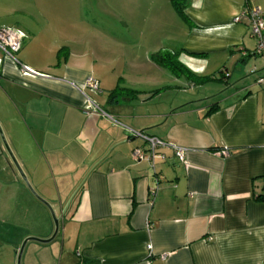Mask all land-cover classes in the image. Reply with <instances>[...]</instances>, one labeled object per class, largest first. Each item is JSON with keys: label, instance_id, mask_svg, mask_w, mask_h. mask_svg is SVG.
<instances>
[{"label": "crops", "instance_id": "obj_1", "mask_svg": "<svg viewBox=\"0 0 264 264\" xmlns=\"http://www.w3.org/2000/svg\"><path fill=\"white\" fill-rule=\"evenodd\" d=\"M169 2L166 50L189 74L145 51L143 62H128L145 84L139 99H109L124 81L100 72L89 48L65 46L58 62L30 66L19 58L22 29L17 62L0 66L5 141L56 215L68 204L48 249H61L65 264H264V85L256 81L264 57L252 56L245 20L233 21L243 7L264 10V0H182V15ZM87 77L97 91L72 85ZM85 97L107 115L85 113ZM130 130L185 147V162L171 146L135 159L149 145ZM12 164L0 141V264H15L24 238L53 230ZM39 244L47 243H26L22 264H39Z\"/></svg>", "mask_w": 264, "mask_h": 264}, {"label": "rangeland", "instance_id": "obj_2", "mask_svg": "<svg viewBox=\"0 0 264 264\" xmlns=\"http://www.w3.org/2000/svg\"><path fill=\"white\" fill-rule=\"evenodd\" d=\"M171 10L169 0H0V26L25 31L27 39L19 58H30V66L36 69L58 62L65 46L89 48L100 72L120 75L124 82L119 81L118 86L132 85L139 91V99L145 84L134 82L140 79L133 77L137 74L128 62H143L145 51L149 57L170 51L166 49L171 44ZM183 79L181 76L180 83ZM49 244L53 243L39 244L31 259L39 264H65L61 249L48 250Z\"/></svg>", "mask_w": 264, "mask_h": 264}, {"label": "built area", "instance_id": "obj_3", "mask_svg": "<svg viewBox=\"0 0 264 264\" xmlns=\"http://www.w3.org/2000/svg\"><path fill=\"white\" fill-rule=\"evenodd\" d=\"M244 20L248 24L250 32L256 39L255 48L251 52L252 56L264 57V13H262L261 8L256 5L243 7L241 12H239V14L235 16L233 21L241 22ZM25 37V33L20 29L12 26H0V66H2V62L5 59L17 62L15 53L20 51L23 44L22 40H24ZM256 81L259 84L264 85V75L258 77ZM72 85L74 86V88L79 90L88 88L91 91H97L99 89L98 81L92 77H87L86 80L81 84ZM84 101L85 113L107 115L104 110L99 108L95 103L89 100V98L85 97ZM130 132L132 136L143 138L149 145L148 153H144L143 151L136 149L133 152V156L135 159H152L155 156V149L158 146H171L176 158H178L181 162H185L184 157L186 156L187 152V149L185 147L169 142H164L156 137L144 135L143 132L140 131L130 130ZM228 153L229 152L227 148H223L220 151V154L222 156H226L228 155ZM151 193H153V190H151Z\"/></svg>", "mask_w": 264, "mask_h": 264}, {"label": "water", "instance_id": "obj_4", "mask_svg": "<svg viewBox=\"0 0 264 264\" xmlns=\"http://www.w3.org/2000/svg\"><path fill=\"white\" fill-rule=\"evenodd\" d=\"M1 127V126H0ZM0 141H2V144L6 150V153L9 155L11 161H12V165H14V167L16 168L18 174H19V177L23 180V182L26 184V186L28 187L27 189H29V191L31 192V194L36 198L37 201L41 202L46 208L47 210L49 211L48 213H50L51 215V218H52V222H53V230H52V233L49 237L47 238H36V237H33V236H28L26 238L23 239V241L21 242L18 250H17V255H16V262L15 264H21V258H22V254H23V251L24 250V247L26 245L27 242L29 241H35V242H38V243H49L51 242L55 236L57 235L58 233V230H59V221L61 219V217L63 216L64 214V211L66 210V208L68 207V204H66V206H64V210L61 212V214L59 215H56V213L54 212L55 210L53 209L52 205L45 201V199H43L41 196H39L34 189H32V186L30 185L29 181L27 180V178L24 176V172L23 170L21 169L20 165H18L19 163L17 162L15 156L13 155V153H11V149L9 148V145L7 143V141H5V136L3 134V130L0 128Z\"/></svg>", "mask_w": 264, "mask_h": 264}, {"label": "trees", "instance_id": "obj_5", "mask_svg": "<svg viewBox=\"0 0 264 264\" xmlns=\"http://www.w3.org/2000/svg\"><path fill=\"white\" fill-rule=\"evenodd\" d=\"M171 2L175 11L178 14L182 15V10H181L182 0H171ZM178 55H179L178 52H169V51L157 52L150 55V59H151L150 61H152L158 66H162L163 68H166V70L168 69L170 72L174 74L186 73L188 75L189 72L187 71V69L179 62V60H177ZM136 93L137 91L135 90H131L120 86H115V88L112 89L109 93V99L116 98L121 94L131 96ZM85 263H89V262L85 261Z\"/></svg>", "mask_w": 264, "mask_h": 264}]
</instances>
